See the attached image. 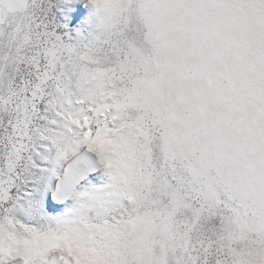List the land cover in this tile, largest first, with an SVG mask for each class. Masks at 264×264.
I'll use <instances>...</instances> for the list:
<instances>
[{
  "label": "snow or ice",
  "instance_id": "6c2138e0",
  "mask_svg": "<svg viewBox=\"0 0 264 264\" xmlns=\"http://www.w3.org/2000/svg\"><path fill=\"white\" fill-rule=\"evenodd\" d=\"M0 264H264V0H0Z\"/></svg>",
  "mask_w": 264,
  "mask_h": 264
},
{
  "label": "rangeland",
  "instance_id": "374dc122",
  "mask_svg": "<svg viewBox=\"0 0 264 264\" xmlns=\"http://www.w3.org/2000/svg\"><path fill=\"white\" fill-rule=\"evenodd\" d=\"M85 21H86V17H85L83 14H81L80 17L76 18V19L73 21V26H74V27H81V26H84Z\"/></svg>",
  "mask_w": 264,
  "mask_h": 264
}]
</instances>
